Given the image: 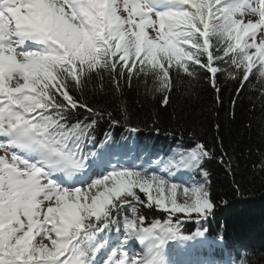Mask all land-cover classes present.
Instances as JSON below:
<instances>
[{
	"label": "snow or ice",
	"instance_id": "6c2138e0",
	"mask_svg": "<svg viewBox=\"0 0 264 264\" xmlns=\"http://www.w3.org/2000/svg\"><path fill=\"white\" fill-rule=\"evenodd\" d=\"M198 70L217 103V73L237 82L233 117L239 96L256 87L250 76L264 105V0H0V264H183L166 245L177 241L173 251L183 255L197 247L186 242L205 236L181 229L185 219L202 228L214 216L201 170L214 150L179 122L167 131L194 145L181 154L192 172L177 184L156 174L167 164L141 159L135 143L117 144L110 132L97 140L96 132L105 120L124 127L125 139L140 130L122 99L134 80L161 94L163 108ZM90 85L112 97L119 118L88 103ZM219 162L231 173L222 141ZM189 181L195 186L182 187ZM145 207L167 219L144 227Z\"/></svg>",
	"mask_w": 264,
	"mask_h": 264
},
{
	"label": "trees",
	"instance_id": "16d2710c",
	"mask_svg": "<svg viewBox=\"0 0 264 264\" xmlns=\"http://www.w3.org/2000/svg\"><path fill=\"white\" fill-rule=\"evenodd\" d=\"M217 79L223 103L216 102L215 90L208 77L199 70L198 80L193 79L191 84L185 80L171 90L169 103L163 108L162 95L147 92L143 81L139 86L135 80L132 86H126L122 99L131 114L133 126L140 125L135 137L139 147L157 148L159 144L171 154H187L194 146L187 136L180 142L178 137L165 134L179 122V126L194 129L201 141L214 150L215 155L202 163V169L209 173L214 201L213 221L209 219L210 223L214 222L209 225L211 232L223 235L229 243L239 247V255L247 260V264H264V171L259 168L264 153V105L260 102L258 81L250 76L251 84L256 87H247L239 96L233 117L231 100L235 98L237 82L226 79L221 73H217ZM98 88L99 85L89 86L86 93L88 103L102 104L119 118L112 97L97 91ZM154 119L161 129L160 134L153 130ZM217 124L220 125L219 139ZM106 132H110L114 140L125 139L128 135L124 127H110L106 120L101 121L96 137L104 139ZM221 141L231 157V173L226 170V164L219 162ZM141 198L144 199L142 195ZM141 214L150 221L167 219V214L146 207ZM189 223L188 227L184 225L185 230L194 227L192 222ZM244 253H247L246 258Z\"/></svg>",
	"mask_w": 264,
	"mask_h": 264
},
{
	"label": "rangeland",
	"instance_id": "374dc122",
	"mask_svg": "<svg viewBox=\"0 0 264 264\" xmlns=\"http://www.w3.org/2000/svg\"><path fill=\"white\" fill-rule=\"evenodd\" d=\"M149 32L151 33V29H149ZM156 174H158V173H156ZM166 179H168L169 178V176L168 177H165ZM172 182H174V183H177V184H180L181 182H178V181H172ZM182 187H189V188H191V187H193L191 184H187V185H182ZM82 191H83V189H82ZM182 196H180L179 195V190H178V200H179V198H181ZM182 215H184V216H186L185 214H182ZM192 215H195V214H192ZM199 238V237H198ZM177 245H178V242H177ZM209 261H210V259H209Z\"/></svg>",
	"mask_w": 264,
	"mask_h": 264
},
{
	"label": "bare ground",
	"instance_id": "6f19581e",
	"mask_svg": "<svg viewBox=\"0 0 264 264\" xmlns=\"http://www.w3.org/2000/svg\"><path fill=\"white\" fill-rule=\"evenodd\" d=\"M183 202V197L179 198L178 203H182ZM190 242H195V241H190Z\"/></svg>",
	"mask_w": 264,
	"mask_h": 264
}]
</instances>
